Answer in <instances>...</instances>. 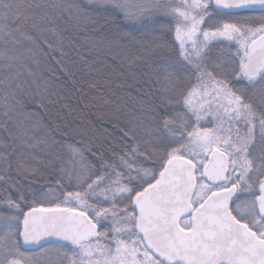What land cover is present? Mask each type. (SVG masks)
Here are the masks:
<instances>
[{"label": "snow or ice", "instance_id": "1", "mask_svg": "<svg viewBox=\"0 0 264 264\" xmlns=\"http://www.w3.org/2000/svg\"><path fill=\"white\" fill-rule=\"evenodd\" d=\"M113 13L152 33L141 47L159 103L124 133L119 154L92 164L30 110L42 107L29 100L44 91L33 33L55 31L67 16L111 47L118 38L101 33ZM165 17L171 43L152 27ZM220 40L235 46L227 60L213 55ZM0 132L12 141L0 149V183L11 180L13 145L47 149L64 181L48 208L21 193L0 197L17 212L4 217L0 264H264V0H0ZM35 163L29 156L15 168ZM50 195L33 193V202ZM50 236L69 243L71 255L23 257L20 237L40 245Z\"/></svg>", "mask_w": 264, "mask_h": 264}, {"label": "trees", "instance_id": "2", "mask_svg": "<svg viewBox=\"0 0 264 264\" xmlns=\"http://www.w3.org/2000/svg\"><path fill=\"white\" fill-rule=\"evenodd\" d=\"M260 14L242 12L221 15L236 18ZM152 27L160 30L156 35L167 30L165 39L172 42L174 31L169 19H159ZM51 28V25L43 26V35L33 33L42 41L36 53L38 63L33 71L44 91L40 99L29 100L30 104L42 107L34 106L30 110L49 128L57 130V139L63 136L65 146L78 147L92 164H96L100 156L109 159L114 153L119 154L120 149L129 142L124 133L131 136L129 129L141 116H148L150 106L159 103V86L153 82L155 76L151 72V60L141 47L148 42L152 33L146 31L141 23H131L116 13L111 15L110 23L101 33L104 40L118 38L112 41L111 47L100 42L101 37L96 35L94 29H81L76 20L67 16L55 25V31ZM212 52L214 56L227 60L234 55L235 46L217 41ZM170 55L174 57L175 52L171 51ZM202 126L213 125L202 121ZM6 136V133L0 132V149L12 143ZM13 149L15 157L11 180L9 185L0 183V197L16 199L17 193H21L31 207H51L48 200L54 199L60 191L57 182H64L55 156L39 147L26 149L13 145L9 151ZM55 151L60 152V149ZM29 156L35 157L38 163L16 171V162H23ZM46 192L52 194L47 200L41 198V202H33V193ZM3 205L4 199H0V235L6 230L4 217L17 215L15 210H8ZM51 245L69 247L49 243L44 248ZM19 249L22 251L20 243Z\"/></svg>", "mask_w": 264, "mask_h": 264}, {"label": "water", "instance_id": "3", "mask_svg": "<svg viewBox=\"0 0 264 264\" xmlns=\"http://www.w3.org/2000/svg\"><path fill=\"white\" fill-rule=\"evenodd\" d=\"M238 13H242V12H238ZM256 13H260V12L257 11ZM229 14H236V13H229ZM37 209H39V208H37ZM21 231H22V228H21ZM52 242L62 243V244L68 245L72 248V246L69 243L64 242L60 238L54 237V236L42 238L40 245H25L23 243L22 237L19 238L21 250L24 252H28V253L37 252V251L41 250L46 244L52 243Z\"/></svg>", "mask_w": 264, "mask_h": 264}, {"label": "rangeland", "instance_id": "4", "mask_svg": "<svg viewBox=\"0 0 264 264\" xmlns=\"http://www.w3.org/2000/svg\"><path fill=\"white\" fill-rule=\"evenodd\" d=\"M164 2L167 3L168 0H164ZM175 2H176V3H179V0H175ZM165 18H167V17H165ZM167 19H168V18H167ZM128 21L131 22V23H136V24H137V23H140L139 21H137V22H133V21H130V20H128ZM220 41H224V40H220ZM224 42H227V41H224ZM227 43H229V42H227ZM19 250H20V249H19ZM45 250H49L50 252H55V251H57V250H60L61 252H63V251H68L69 255H71V250H72V248H71V247L65 248V247H63V246L51 245V246L46 247V248H44V249H41V250H39V251H37V252H31V253H27V252H23V251H20V252L22 253V255H23V257H24L25 259L30 260L31 258L36 257L40 252L45 251ZM22 264H23V261H22Z\"/></svg>", "mask_w": 264, "mask_h": 264}, {"label": "bare ground", "instance_id": "5", "mask_svg": "<svg viewBox=\"0 0 264 264\" xmlns=\"http://www.w3.org/2000/svg\"><path fill=\"white\" fill-rule=\"evenodd\" d=\"M45 246H46V245H45ZM45 246H44V247H45ZM44 247H43V248H44Z\"/></svg>", "mask_w": 264, "mask_h": 264}]
</instances>
